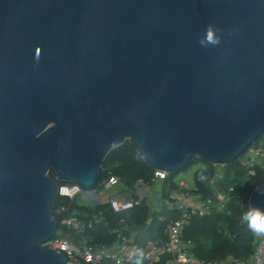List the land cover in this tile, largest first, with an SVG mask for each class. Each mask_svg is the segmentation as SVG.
<instances>
[{
	"label": "water",
	"instance_id": "water-1",
	"mask_svg": "<svg viewBox=\"0 0 264 264\" xmlns=\"http://www.w3.org/2000/svg\"><path fill=\"white\" fill-rule=\"evenodd\" d=\"M263 132L264 0H0V264H67L57 185L92 192L126 140L175 174Z\"/></svg>",
	"mask_w": 264,
	"mask_h": 264
},
{
	"label": "built area",
	"instance_id": "built-area-1",
	"mask_svg": "<svg viewBox=\"0 0 264 264\" xmlns=\"http://www.w3.org/2000/svg\"><path fill=\"white\" fill-rule=\"evenodd\" d=\"M247 151L240 165L246 169L248 176H254L257 166L264 165V150L253 147ZM167 175L163 171L154 170L150 181L140 179L131 188H127L109 171L108 176L98 181L95 189L89 193H85L79 185L74 183L58 184L56 199L59 203L56 213L65 214L61 224L79 237L78 240L68 239L59 236L57 231L54 238L44 246L63 254L67 264H101L104 260H110L114 264H138L139 261L154 264L160 260L162 264H263L264 232L255 231L254 249L246 259L233 254H226L215 260L198 258L194 253L193 242L184 238L185 227L192 218H202L214 212L223 211L230 201L234 188L229 187L225 193L220 192L216 183L222 179V174L216 172L210 179V185L215 192L214 197H203L195 192L194 185L175 179L176 188L163 195L162 181ZM157 181L161 182L160 192L150 197V189ZM262 184L264 183L260 185ZM78 198L97 200L98 204H107L115 214L131 210L147 199H155L159 207L153 210L156 213V221L166 223L160 233L162 236L155 235L154 239L143 237L142 233L152 225V217L146 220L143 227L120 219L118 226L110 229V234L114 237L111 243H93L92 238L87 236L85 231L104 223V219L101 213L89 218H79L74 211L70 210V206L64 204V200L73 202ZM248 209L249 207L247 211Z\"/></svg>",
	"mask_w": 264,
	"mask_h": 264
},
{
	"label": "trees",
	"instance_id": "trees-1",
	"mask_svg": "<svg viewBox=\"0 0 264 264\" xmlns=\"http://www.w3.org/2000/svg\"><path fill=\"white\" fill-rule=\"evenodd\" d=\"M259 139H264V132ZM259 139L251 146L258 147ZM260 148H264V142ZM200 161L203 163V167L196 170L193 176L195 192L203 197H214L215 192L210 185V179L217 172L216 165L194 158L186 169ZM224 167L222 179L218 180L216 184L222 193H225L229 187L234 188L227 206L221 212H214L202 218H192L184 229V238L193 242L195 255L205 260H215L224 257L226 254H233L246 259L252 253L255 245L254 230L241 223V217L247 211V198L250 193L257 185L264 183V165L257 166L254 176H248L246 169L236 159ZM109 171L113 176L118 177L127 188H131L140 179L150 181L154 175V170L142 160L127 140L106 155L99 181L107 177ZM48 176L55 179L53 172H50ZM175 177V174H168L166 179L162 181L163 195L176 188ZM58 203V200L55 199L53 215L58 222V232L61 231L64 237L68 239L78 240L77 234L67 230L61 224L65 214L56 213ZM64 204L70 206V210L74 211L79 218H89L99 213L102 214L104 223L85 231V234L92 238L93 243H111L114 237L110 234V229L118 226L120 219L143 227L146 220L152 217V225L142 233L146 239H154L155 235L162 236L160 233L166 225L165 222L156 221V213L151 210L147 201H142L131 210L120 214L113 213L107 204L97 203L94 206H87L68 200H64ZM101 264L114 263L110 260H104ZM138 264L145 263L139 261ZM154 264H162V260Z\"/></svg>",
	"mask_w": 264,
	"mask_h": 264
},
{
	"label": "rangeland",
	"instance_id": "rangeland-1",
	"mask_svg": "<svg viewBox=\"0 0 264 264\" xmlns=\"http://www.w3.org/2000/svg\"><path fill=\"white\" fill-rule=\"evenodd\" d=\"M260 141L258 142V148H260V146L263 144L264 139H259ZM253 146H250L248 149H252ZM263 149L264 148H260ZM248 151H245V153H243L240 157H238L236 160L239 162V164H241V161L245 158V156L247 155ZM203 167V163L200 161L199 163H197L196 165L188 168V169H183L177 173H175L176 177L175 180H183L188 182L191 186L193 185V175L194 172L196 170H198L199 168ZM216 170L217 172H220L221 174H223V171L225 170V167L223 165H216ZM161 189V182L157 181L152 188L150 189V197L151 195H153L154 193H159ZM149 205L151 206V210L153 211L154 208H159L158 207V202L157 200H152V199H147L146 200ZM76 202L80 205H87V206H94L97 204V200H82L80 198L76 199ZM59 236H64L63 233L61 231L58 232Z\"/></svg>",
	"mask_w": 264,
	"mask_h": 264
},
{
	"label": "clouds",
	"instance_id": "clouds-1",
	"mask_svg": "<svg viewBox=\"0 0 264 264\" xmlns=\"http://www.w3.org/2000/svg\"><path fill=\"white\" fill-rule=\"evenodd\" d=\"M213 29L214 26L209 24L206 28V39H200L199 43L201 45H207L211 43L213 45L219 43V37L213 39ZM261 194H264V191H261ZM241 223L247 225L251 230H254L257 233L264 232V211H261L259 208L250 207L241 217Z\"/></svg>",
	"mask_w": 264,
	"mask_h": 264
},
{
	"label": "crops",
	"instance_id": "crops-1",
	"mask_svg": "<svg viewBox=\"0 0 264 264\" xmlns=\"http://www.w3.org/2000/svg\"><path fill=\"white\" fill-rule=\"evenodd\" d=\"M196 172V171H195ZM195 172H194V174H195ZM194 176V175H193Z\"/></svg>",
	"mask_w": 264,
	"mask_h": 264
}]
</instances>
